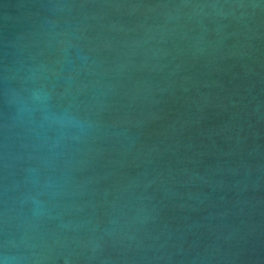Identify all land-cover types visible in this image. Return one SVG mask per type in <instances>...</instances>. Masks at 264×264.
Returning <instances> with one entry per match:
<instances>
[{"label": "water", "instance_id": "obj_1", "mask_svg": "<svg viewBox=\"0 0 264 264\" xmlns=\"http://www.w3.org/2000/svg\"><path fill=\"white\" fill-rule=\"evenodd\" d=\"M0 264H264V0H0Z\"/></svg>", "mask_w": 264, "mask_h": 264}]
</instances>
